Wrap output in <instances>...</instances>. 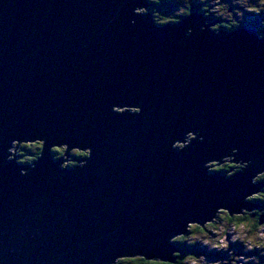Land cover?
<instances>
[{
  "label": "water",
  "instance_id": "water-1",
  "mask_svg": "<svg viewBox=\"0 0 264 264\" xmlns=\"http://www.w3.org/2000/svg\"><path fill=\"white\" fill-rule=\"evenodd\" d=\"M150 5L0 0V264H174L191 226L257 208L264 36ZM55 148L89 155L63 167ZM224 159L243 168L209 173Z\"/></svg>",
  "mask_w": 264,
  "mask_h": 264
},
{
  "label": "rangeland",
  "instance_id": "rangeland-1",
  "mask_svg": "<svg viewBox=\"0 0 264 264\" xmlns=\"http://www.w3.org/2000/svg\"><path fill=\"white\" fill-rule=\"evenodd\" d=\"M150 1L155 2V0ZM191 2L196 4L198 8L202 7L201 4L207 6L206 10L210 11L211 15L220 19H227L229 21L228 23L231 25L239 23L243 18L246 21L257 19L260 24L259 29L254 26L255 29L259 34V31L264 32V0H171L163 4V11L160 13V18H157L158 21L154 18L155 22L158 24H167L164 23V20L166 19H169L167 20L168 23L179 22L180 20H175L173 16L178 13L182 14L187 4ZM153 7L155 8L156 5L154 4ZM153 7L150 9H153ZM198 8L197 10L200 13H203ZM204 15L209 16L206 14ZM215 22H217L216 25L219 23L218 20ZM116 110L119 112L125 111V109ZM130 112L135 111L130 110ZM187 137V139L190 140L193 138V135H188ZM23 145L33 144H22L21 146ZM175 146L182 147V144H176ZM62 149L64 150L63 153L56 154L55 148L54 155L56 158L65 157L66 161L64 162L63 167H68L71 162L74 163H72L73 165L71 167L76 166L77 163L72 160L73 158L75 159L73 154H71L70 157H67L65 156V148H61L60 150ZM11 153L16 154L17 160H20L18 151L16 152L15 149H12ZM242 168L243 167L237 171L230 172L229 177L240 171ZM262 195L264 196V193ZM253 197L249 198V200ZM261 198L264 199V197ZM238 215H241V213ZM245 220L241 222V225L237 226H235V224H229L225 220H219L216 221V224L214 223V225H210V223L207 224V231L205 232H200L196 235L189 233L186 236L184 235V238L182 239L176 238L174 240L175 245L176 241H179L184 243L183 245H194V249L191 251H185L184 248H179L178 246L183 253H176L175 263L177 262L178 255L182 254L185 257L182 264H264V220L263 224L260 222L261 219L259 218L258 221H250L249 219ZM191 227L194 228L195 226ZM159 264L170 263L159 262Z\"/></svg>",
  "mask_w": 264,
  "mask_h": 264
},
{
  "label": "flooded vegetation",
  "instance_id": "flooded-vegetation-1",
  "mask_svg": "<svg viewBox=\"0 0 264 264\" xmlns=\"http://www.w3.org/2000/svg\"><path fill=\"white\" fill-rule=\"evenodd\" d=\"M155 1H156V7L155 8L153 7V9H150V10H151V12L153 14V18H156V20H157V18H160V13H162V11H163V7H161V4L163 5V3H161L160 0H155ZM185 8H187V6ZM185 8H184V10H185ZM194 8H196V9L198 8L196 6V4H195ZM201 8L202 7L198 8V9L201 10ZM201 11L204 14L209 15L210 17L209 16H207V17L210 20L213 17H215L216 20H218L219 23L217 25H220L221 27L220 28H217V29H225L226 28L227 25L226 26H224V25L226 23L228 24L229 21L227 19H220V18H218V17H216L214 15H211L210 12L205 11L204 8ZM167 20H169V19H166L165 21H167ZM175 20H182V19L181 18H179V19H176L175 18ZM259 24H260V22L257 19H254L252 21H246L243 18L242 20L239 21V23L233 24L231 26V29L232 30H235L234 28L237 27V26H239V27L240 26L241 27H245V26L246 27H251L250 25H253L257 29H259ZM263 31H264V28H263ZM63 151H64L63 149L62 150L56 149L55 150V153L56 154H59V153H63ZM78 153H82V152H80L78 150H75V151H73L71 153L76 158V160L74 158L72 159L76 163H78L79 161H81L84 158L82 155H79ZM209 167H210L209 173H220L221 175H224V176H227L228 177L230 172L237 171L242 166H238L235 163L232 164L230 159H228V160L225 159L221 163H211V164H209ZM255 181L256 182H262L264 184V174L260 175ZM263 193H264V186H263L262 190L257 195H255L252 199H250L256 206L258 205L257 208L253 209V211H251V212L243 211L241 213V215H234V216H231L229 214V212H227V211H220L218 213L217 217H216V220L213 223H210V225H214V223L216 224V221H219V220L220 221L225 220L229 224H234L235 221L240 220V219H242V222H243L245 219H247V220L249 219L250 221L251 220L252 221H255V220L258 221V218H259V219H261L260 222H263V220H264V210H263L264 209V199L261 198V197H264L262 195ZM221 215H223V216H221ZM201 229H202V232H205V231H207V226L205 228H201ZM190 233H191V231H190ZM182 256H184V255H182V254L181 255H178V259H177V262L176 263H178L181 260V257Z\"/></svg>",
  "mask_w": 264,
  "mask_h": 264
},
{
  "label": "trees",
  "instance_id": "trees-1",
  "mask_svg": "<svg viewBox=\"0 0 264 264\" xmlns=\"http://www.w3.org/2000/svg\"><path fill=\"white\" fill-rule=\"evenodd\" d=\"M160 1H161V3L164 4V3H167L168 1H171V0H160ZM151 3H153V5L154 4L156 5V1L155 2H151ZM193 4L194 3H192V2L187 4V8H185V10L183 11L182 14L181 13L175 14V16H173V17L176 18V19H179V18L184 19L185 17H187L190 14L192 8L195 6V4L194 5ZM161 7H163V5H161ZM203 8L205 9V11L210 12V11L206 10L207 6H204L202 4L201 10ZM149 11L151 12V10H149ZM214 19L216 20V18L213 17L212 21H214ZM225 25H227L225 29H227L229 31H232V29H231L232 25L230 23H228V24L226 23ZM220 27L221 26L218 25V26H215L214 28L217 29V28H220ZM238 28H239V26L235 27L234 29L236 30ZM259 32L260 33H264V32H261V31H259ZM40 150H41V144H37V143L33 144V145H23V146H21L20 149L18 150V153L20 155L19 156L20 157L19 162H21V163H31V162H33L37 158V156L39 155ZM82 156L85 157V155H82ZM72 163L73 162H71L68 165V167H71L74 164V163L73 164ZM241 222H242V219L235 221L234 224H235V226L236 225H241L242 224ZM191 230H192L191 233L193 235H196L197 233H200V232L202 233V229L199 226H195L194 228L191 227ZM178 238H180V237H178ZM182 238H184V236H181L180 239H182ZM183 244L184 243H182V242L176 241V245L179 246V248H184L185 251H191L192 249H194V245H192V244H190V245H183ZM136 259H142V258H136ZM184 259H185V257L182 256L181 260L178 263H174V264H182ZM118 262H117V264H118Z\"/></svg>",
  "mask_w": 264,
  "mask_h": 264
},
{
  "label": "snow or ice",
  "instance_id": "snow-or-ice-1",
  "mask_svg": "<svg viewBox=\"0 0 264 264\" xmlns=\"http://www.w3.org/2000/svg\"><path fill=\"white\" fill-rule=\"evenodd\" d=\"M164 23H168V21H164ZM174 23V22H173ZM141 108L136 106V112L139 114L141 112ZM193 140H196L194 137ZM198 142V141H197ZM79 155H85L88 156L89 153H78ZM118 264H159L157 261L153 260H147V259H136V258H130V257H123Z\"/></svg>",
  "mask_w": 264,
  "mask_h": 264
},
{
  "label": "bare ground",
  "instance_id": "bare-ground-1",
  "mask_svg": "<svg viewBox=\"0 0 264 264\" xmlns=\"http://www.w3.org/2000/svg\"><path fill=\"white\" fill-rule=\"evenodd\" d=\"M149 2L151 3V1L149 0ZM154 5H153V3H151V5L148 7V9H146V8H144V9H141V10H139L138 12H142V13H144V12H149L148 10L151 8V7H153ZM193 9H195L194 7H193ZM195 11H197V10H195ZM199 12V11H198ZM207 17V16H206ZM207 19L209 20V22L208 23H212L213 21H211L213 18H211V20L207 17ZM214 21H216L215 19H214ZM174 23H176V22H174ZM237 30V29H236ZM262 36H264V35H262ZM125 110H126V108H124ZM121 110V109H120ZM131 110L132 111H135V109L134 108H131ZM80 152H82V153H87V151H85V150H83V151H80ZM71 153L72 152H70L69 153V155H67V157H70L71 156ZM84 159V158H83ZM75 160H76V158H75ZM80 163H82L81 161H80ZM238 166H243L241 163H236ZM251 211H253V210H251ZM251 211H246V212H251ZM246 214V213H245ZM249 214V213H248ZM262 224H263V222H262Z\"/></svg>",
  "mask_w": 264,
  "mask_h": 264
},
{
  "label": "clouds",
  "instance_id": "clouds-1",
  "mask_svg": "<svg viewBox=\"0 0 264 264\" xmlns=\"http://www.w3.org/2000/svg\"><path fill=\"white\" fill-rule=\"evenodd\" d=\"M196 9V8H195ZM150 12V11H149ZM152 13V12H151ZM260 35H264V33H260Z\"/></svg>",
  "mask_w": 264,
  "mask_h": 264
}]
</instances>
